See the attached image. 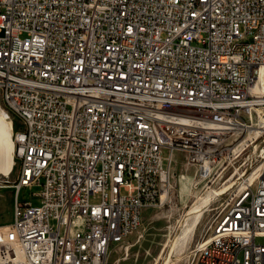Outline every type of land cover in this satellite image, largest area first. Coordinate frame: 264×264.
<instances>
[{
  "label": "built area",
  "instance_id": "obj_1",
  "mask_svg": "<svg viewBox=\"0 0 264 264\" xmlns=\"http://www.w3.org/2000/svg\"><path fill=\"white\" fill-rule=\"evenodd\" d=\"M263 65L264 0H0L19 125L0 264H105L167 202L176 151L202 180L239 161L192 264H264Z\"/></svg>",
  "mask_w": 264,
  "mask_h": 264
},
{
  "label": "rangeland",
  "instance_id": "obj_2",
  "mask_svg": "<svg viewBox=\"0 0 264 264\" xmlns=\"http://www.w3.org/2000/svg\"><path fill=\"white\" fill-rule=\"evenodd\" d=\"M0 105L3 106L1 92ZM13 121L16 133L19 125L16 119ZM175 156L173 187L167 202L146 208L142 215L141 225L125 241L111 247L105 264H163L165 260L168 264H192L197 245L210 233L209 224L214 218L221 197L230 189L226 186H230L236 176L227 181L225 178L238 166L239 161L238 159H227L226 164H229L231 169L224 177L221 178L219 174H216L209 180H202L195 177V167L187 165L184 152L176 151ZM18 170L19 163L16 159L11 173H0V225L12 219L15 196L13 183ZM182 173L186 174V180L179 179ZM223 188L227 189L223 190ZM37 190V187L23 188L20 196L22 199H30L32 192ZM214 190L216 193L209 204L203 208L204 212L197 228L190 236L191 238L184 240L182 235L193 216L188 212ZM223 191L225 192L220 195ZM98 197V194H93L92 200H97ZM32 199L35 203L37 202V197L33 196Z\"/></svg>",
  "mask_w": 264,
  "mask_h": 264
},
{
  "label": "bare ground",
  "instance_id": "obj_3",
  "mask_svg": "<svg viewBox=\"0 0 264 264\" xmlns=\"http://www.w3.org/2000/svg\"><path fill=\"white\" fill-rule=\"evenodd\" d=\"M253 90L257 92L259 95L264 96V65L262 66L257 82L253 85ZM257 113L259 115H257L256 113H253L252 117L255 118V116H257L256 118H257V123L259 126L249 127L247 129L249 134L257 133L258 127H261L262 122H264V108L257 107ZM14 133H15L14 121L11 115H8L0 105V173H3V174L11 173L16 164ZM245 140H243V143H245ZM226 187H229V186L227 185ZM226 189L227 188L225 189L223 188V190H226ZM215 193H216L215 190L210 192L204 198V200L201 201V203L195 205L190 210V212H188V214L192 213L193 216H192L191 222H189V224L187 225V228L184 231V234L182 235L184 240L188 239L193 234L195 229L197 228L200 222L202 213L204 212L203 208L209 204V202L212 199V196H214ZM163 264H168L167 260H165Z\"/></svg>",
  "mask_w": 264,
  "mask_h": 264
}]
</instances>
